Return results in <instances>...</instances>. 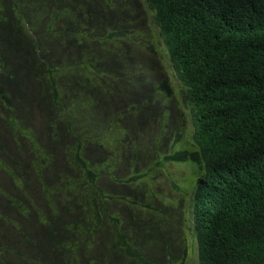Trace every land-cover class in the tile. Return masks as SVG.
<instances>
[{"label":"trees","instance_id":"16d2710c","mask_svg":"<svg viewBox=\"0 0 264 264\" xmlns=\"http://www.w3.org/2000/svg\"><path fill=\"white\" fill-rule=\"evenodd\" d=\"M79 1L0 0V264H115L125 253L123 264L148 263V235L103 230L119 225L118 213L149 184L140 175L149 171L134 164L154 145L147 134L116 130L112 81L102 75V63L129 69L128 54L103 51L142 16L132 0ZM146 1L157 46L208 71L200 98L190 99L200 108L190 122L194 155L179 147L169 159L207 163L210 179L228 184L216 216L237 204L246 211L227 231L216 221L207 249L229 250L225 264H264V242L247 229L264 220V0ZM91 22L93 31L84 27ZM61 48L88 62L89 80L111 99L97 114L85 84L68 75L70 61L51 60ZM251 212L259 214L247 221ZM195 233L206 238L198 221ZM80 234L91 239L69 255Z\"/></svg>","mask_w":264,"mask_h":264},{"label":"clouds","instance_id":"9594fccd","mask_svg":"<svg viewBox=\"0 0 264 264\" xmlns=\"http://www.w3.org/2000/svg\"><path fill=\"white\" fill-rule=\"evenodd\" d=\"M78 3L79 6L90 8V0ZM130 3L133 15L138 13L142 18L137 15L130 29L121 35L113 36L103 51L104 53L119 51L131 58V65L125 73L102 63L103 77L112 81L108 89L113 100L107 97L98 83L89 80L92 70L86 60L73 59L71 56L63 57L62 54L68 50L64 48L51 58L56 60L58 57L70 61L68 75L85 84L84 93L92 99L95 114L105 100H111V106L117 112L113 122V125H117L116 130H129L138 135L147 134L144 139L149 136L154 145V151L140 154L139 159H135L134 165L139 164L149 171L140 174L146 175L149 181L148 185L136 191L141 197L140 201L118 213L119 225L110 222L103 230L109 232L131 230L140 234L142 241L143 236L148 235L150 243L147 264H225L224 254L229 250L223 247H218L215 251L207 249L208 243L215 245L213 228L216 221L223 232L233 228L237 220L245 216L246 211H242L237 204L231 209L230 216L226 218L216 216L215 210L222 201V194L228 184L219 183L217 178L210 179L207 163L197 164L190 160L178 162L169 159L179 147L181 151L194 155L195 138L190 122L200 108L190 99L193 96L200 98L202 90L207 85L208 71H205L197 60L195 62L181 60L176 55L172 59L162 45L157 46L159 42L157 40L160 38L156 28H152L156 38L154 45H151L144 34L147 25L155 27L148 12V1L137 0L135 3L132 0ZM136 8L138 12L135 11ZM84 27L91 31L96 29L92 22ZM115 29H118L117 25L112 26V30ZM89 39L88 33L83 34V40L79 45L86 46ZM146 126H149L148 130ZM216 145L217 138L215 147ZM170 163L191 168L192 188L177 184L167 173L164 168ZM165 183L169 192L174 194L175 200H172L171 193H159ZM213 183L217 189L209 192L206 185ZM258 214L251 212L247 221ZM196 221L206 234L204 240L195 233ZM247 229L251 237L260 243L264 242V220ZM90 239L80 234L75 241H70V246L65 251L69 255L80 252ZM125 254L116 256L115 264H123ZM90 261L99 262L86 259L82 264Z\"/></svg>","mask_w":264,"mask_h":264},{"label":"rangeland","instance_id":"374dc122","mask_svg":"<svg viewBox=\"0 0 264 264\" xmlns=\"http://www.w3.org/2000/svg\"><path fill=\"white\" fill-rule=\"evenodd\" d=\"M152 28L155 29V27H151L150 25H147L145 27L144 34L147 37V39L151 42V45L152 44L154 45L156 33L154 32V30ZM161 64L164 68L163 63H161ZM164 169H166L167 173L173 177V179L175 180V182L177 184L192 188L191 178H190L192 170L190 167H188L186 165H182V164L170 163V164H166ZM159 193H161V194L171 193V192H169V188H168L166 183L163 185V187L161 188ZM171 194H172V200H175L174 194L173 193H171Z\"/></svg>","mask_w":264,"mask_h":264}]
</instances>
